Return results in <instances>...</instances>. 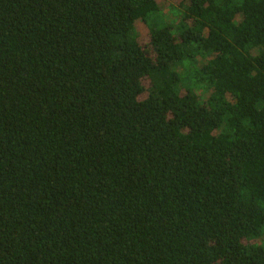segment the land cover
Masks as SVG:
<instances>
[{"label":"trees","instance_id":"obj_1","mask_svg":"<svg viewBox=\"0 0 264 264\" xmlns=\"http://www.w3.org/2000/svg\"><path fill=\"white\" fill-rule=\"evenodd\" d=\"M177 6L0 0V264H264V0Z\"/></svg>","mask_w":264,"mask_h":264},{"label":"rangeland","instance_id":"obj_2","mask_svg":"<svg viewBox=\"0 0 264 264\" xmlns=\"http://www.w3.org/2000/svg\"><path fill=\"white\" fill-rule=\"evenodd\" d=\"M155 1L158 3V5L160 6L161 9H164L163 12L166 16L167 21H172V20H175V18H177V16L173 14V10L175 8H178L177 5L179 3V0H166V1L155 0ZM135 28L139 34L140 44L145 46L148 43V33H147L146 28L140 22H137L135 24ZM143 86L145 88H148L149 87V81L145 80L143 82ZM145 98H146V94L142 95L139 98V100H144Z\"/></svg>","mask_w":264,"mask_h":264}]
</instances>
